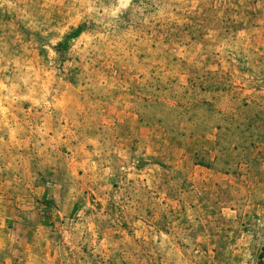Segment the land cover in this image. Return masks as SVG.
Returning <instances> with one entry per match:
<instances>
[{
    "label": "rangeland",
    "instance_id": "obj_1",
    "mask_svg": "<svg viewBox=\"0 0 264 264\" xmlns=\"http://www.w3.org/2000/svg\"><path fill=\"white\" fill-rule=\"evenodd\" d=\"M262 257L264 0H0V264Z\"/></svg>",
    "mask_w": 264,
    "mask_h": 264
},
{
    "label": "trees",
    "instance_id": "obj_2",
    "mask_svg": "<svg viewBox=\"0 0 264 264\" xmlns=\"http://www.w3.org/2000/svg\"><path fill=\"white\" fill-rule=\"evenodd\" d=\"M263 258H264V257H262V261H261V263H260V264H264V260H263Z\"/></svg>",
    "mask_w": 264,
    "mask_h": 264
}]
</instances>
